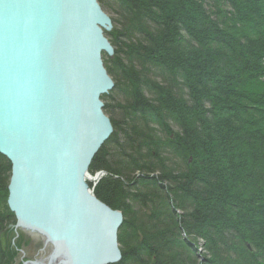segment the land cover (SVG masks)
I'll return each instance as SVG.
<instances>
[{
    "label": "trees",
    "instance_id": "trees-1",
    "mask_svg": "<svg viewBox=\"0 0 264 264\" xmlns=\"http://www.w3.org/2000/svg\"><path fill=\"white\" fill-rule=\"evenodd\" d=\"M107 4L123 121L90 172H106L94 193L125 216L116 264H264V0ZM11 174L0 153V264H21L23 248Z\"/></svg>",
    "mask_w": 264,
    "mask_h": 264
},
{
    "label": "water",
    "instance_id": "water-1",
    "mask_svg": "<svg viewBox=\"0 0 264 264\" xmlns=\"http://www.w3.org/2000/svg\"><path fill=\"white\" fill-rule=\"evenodd\" d=\"M112 28L99 0H0V153L12 165L7 203L15 230L50 247L46 258L23 264L123 258L124 213L90 186V166L114 132L102 98L116 86L103 58L115 53L106 35Z\"/></svg>",
    "mask_w": 264,
    "mask_h": 264
},
{
    "label": "rangeland",
    "instance_id": "rangeland-1",
    "mask_svg": "<svg viewBox=\"0 0 264 264\" xmlns=\"http://www.w3.org/2000/svg\"><path fill=\"white\" fill-rule=\"evenodd\" d=\"M100 1V3H101V5H102V7H103V9L110 15V17L112 18V20H113V28H112V30L111 31H109L108 33H110V32H112L114 29H115V27H116V25L118 26L119 25V23L117 22V20L120 18V16L115 12V11H113V10H111L110 9V7L108 6V1L109 0H99ZM111 1V0H110ZM108 33H107V35H108ZM108 38H109V36H108ZM110 39V38H109ZM111 41V40H110ZM114 46V45H113ZM114 48H115V53H114V55L113 56H109V55H107V54H104L103 55V58H104V61H105V63H107V64H109V65H111V60H113L114 58H115V55H116V47L114 46ZM116 81V80H115ZM116 83V82H115ZM116 87V86H115ZM104 102H105V104H110L111 105V107H109V108H106L105 109V111L108 113V115L112 118V119H114V120H116V121H120L121 123L120 124H122V121H123V119L121 118V116H122V113L118 110V108H117V106H118V104L119 103H121L123 100H124V96L122 95V93L117 89H113L109 94H107V96L106 97H104ZM169 125H171L172 126V123H168ZM121 126V125H120ZM152 127H153V130H154V132H155V134H156V136H157V138H158V140L160 141V142H162L161 144H162V150H161V152H160V157L163 159V163L165 164V165H169V168H172V151H170V149H169V147H167L164 143H163V141H165V139L163 138V132H161V130L158 128V126H156L155 124L154 125H152ZM122 132H120L119 133V136H120V134H121ZM161 137V138H160ZM120 138V137H119ZM165 145V146H164ZM112 148V147H111ZM142 152H143V154L145 155L146 153H148V152H150V150H147V149H145V148H143L142 149ZM145 159L146 160H148L147 158H146V155H145ZM148 163H150V164H154V163H156V164H158V162H155V161H153V160H149V161H147ZM99 171L98 170H93L92 172H90V174H91V176L93 177V178H95L96 177V174L98 173ZM100 181V180H99ZM98 180H93L92 181V184H93V187H95V186H97V184H98V182H99ZM4 208V207H3ZM5 209V208H4ZM4 209H1V211H5ZM15 231V230H14ZM19 233H20V235L18 236V237H16V238H18V239H21L22 240V246H23V249L26 251V259L27 258H33V256L37 253V252H39L38 250H40V248H41V246L43 245V242L41 241V240H44L42 237H40V239L39 238H37V239H34V235L33 234H30V233H28L27 231H23V230H19ZM16 234V233H15ZM36 236V235H35ZM36 237H38V236H36ZM120 243V242H119ZM203 244V242H201V245ZM200 245V246H201ZM120 248H121V246H120ZM200 248H202V247H200ZM200 250H202V249H200ZM48 251H49V249H48ZM203 251V250H202ZM22 254V253H21ZM21 254H20V256H21ZM21 259V258H20Z\"/></svg>",
    "mask_w": 264,
    "mask_h": 264
},
{
    "label": "flooded vegetation",
    "instance_id": "flooded-vegetation-1",
    "mask_svg": "<svg viewBox=\"0 0 264 264\" xmlns=\"http://www.w3.org/2000/svg\"><path fill=\"white\" fill-rule=\"evenodd\" d=\"M34 239H37L39 237L33 236ZM40 239V238H39ZM43 242V245L41 246L40 250H38L39 252H37L33 258H29V259H41V258H45L48 252V249L50 248L49 246H47L45 244L44 240H41Z\"/></svg>",
    "mask_w": 264,
    "mask_h": 264
},
{
    "label": "bare ground",
    "instance_id": "bare-ground-1",
    "mask_svg": "<svg viewBox=\"0 0 264 264\" xmlns=\"http://www.w3.org/2000/svg\"><path fill=\"white\" fill-rule=\"evenodd\" d=\"M103 146H104V145H103ZM103 146H102V147H103ZM101 149H102V148H101ZM101 149H100V150H101ZM49 253H50V248H49V251H48L47 255H48Z\"/></svg>",
    "mask_w": 264,
    "mask_h": 264
}]
</instances>
